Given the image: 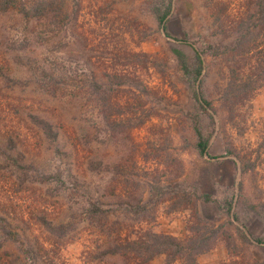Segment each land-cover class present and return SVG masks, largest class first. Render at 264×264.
Listing matches in <instances>:
<instances>
[{
	"label": "rangeland",
	"instance_id": "374dc122",
	"mask_svg": "<svg viewBox=\"0 0 264 264\" xmlns=\"http://www.w3.org/2000/svg\"><path fill=\"white\" fill-rule=\"evenodd\" d=\"M150 1L13 0L0 10V146L12 137L25 155L20 162L27 165L16 167L0 148V216L12 227L23 225V218L30 236L48 246L54 242L43 256L47 263L111 264V259H98L100 248L112 239L135 236V230L152 228L184 238L195 220L229 228L215 204L200 199L192 204L176 192L157 195L152 189L154 185L183 193L206 192L224 199L236 189L241 173L233 156L202 158L195 151L189 117L199 112L206 125V116L197 110L177 58L178 51L192 55L193 50L175 37L200 44L217 30L213 0H177L168 23L174 38L154 21ZM42 2L53 7L48 15L27 17L20 11L22 5L31 8ZM223 70L219 60L208 59L204 90L216 104L225 87ZM116 73L137 80L138 86L128 82L115 87L113 108L107 112L90 82L93 75L104 80ZM39 80L50 81L49 90L41 89ZM251 106L244 134L225 123L223 114L217 116L219 129L209 148L212 157L224 155L227 142L242 154L257 146L264 131V89ZM30 114H40L59 129L56 143L44 140ZM91 158L117 165L121 177L147 186L143 204L153 217L132 223L122 216L127 214L124 206L108 201L102 207L105 223L89 221L84 207L90 194L110 184L114 174L89 170ZM262 158L257 183L249 184V200L236 204L235 210L248 234L264 238ZM75 178L86 187L78 186ZM123 186L119 182L117 191ZM40 216L64 220L74 228L68 237L54 239L40 226ZM9 230V224L0 220V264H11L18 253ZM228 242L221 237L198 264H264V246L237 241L231 251ZM150 264H164L163 256Z\"/></svg>",
	"mask_w": 264,
	"mask_h": 264
},
{
	"label": "trees",
	"instance_id": "16d2710c",
	"mask_svg": "<svg viewBox=\"0 0 264 264\" xmlns=\"http://www.w3.org/2000/svg\"><path fill=\"white\" fill-rule=\"evenodd\" d=\"M1 1L4 3L1 4ZM13 0H0V10H5ZM15 2V1H14ZM13 2V3H14ZM177 0H151L149 9L154 21L160 26L167 37L174 38L168 27L171 15L176 8ZM17 6V3L13 6ZM233 6L231 9L230 7ZM215 12L213 13L216 31L212 32L208 40L197 44L194 41L177 39L184 42L193 50L192 55L183 51L177 52L180 69L183 72L188 86L193 92L197 110L203 112L206 116V125L200 120L199 112L192 114L189 119L194 135V149L205 158H225L234 157V163L241 173V179L231 195L224 199L214 198L209 193H193L176 191L172 188H162L152 186L157 195H163L169 192H176L183 197V201L188 203L200 199L205 203L215 204L221 213L227 218L228 229L222 226H215L207 222L193 221L188 228L189 234L184 238H179L171 234L156 232L152 228L135 230L133 237L125 239H112L107 242L97 253L98 259L113 261L111 264H150L156 257L163 256L164 264H198L199 257L213 250L221 237L228 239L229 249H236L238 241L241 245H262L264 238L250 235L246 232L242 218L235 210L238 203H247L249 184L257 183L255 174L262 164L264 155V131L255 148L249 153L242 154L234 146L227 142L226 153L219 157H212L209 154L212 139L219 129L217 116L223 114L225 123H229L239 133L244 134L248 129V116L250 114L252 100L264 89V0H213ZM53 8L48 3L42 2L31 8L20 6V11L24 16L48 15ZM219 60L223 66L221 74L225 87L218 104L206 95L204 90L203 76L207 70V61L209 58ZM46 74V72H43ZM9 80V78H7ZM132 83L138 86L135 79L128 78L126 75L107 74V77L101 78L93 75L90 86L96 95V100L104 107V111H112L111 98L115 92V87L126 83ZM39 87L49 90V82L39 80ZM248 114V115H247ZM31 123L37 128L42 137L48 143L58 141L60 131L48 119L40 114H30ZM0 114V120H1ZM221 119V118H220ZM115 122V121H111ZM222 122V120H221ZM117 123H114L112 127ZM119 124V123H118ZM264 129V118L262 119ZM221 127H223L221 125ZM226 140V138H225ZM2 151L7 156L6 159H13L16 167L26 168V164L20 162L19 157H24L22 152L18 151V146L12 137H9L4 145H1ZM14 153L18 155L15 156ZM14 164H8L9 167ZM88 169L93 172L103 170H112L114 173L110 184L104 188H98L95 193L90 194L87 207H84L86 217L92 223H105L107 219L106 211L102 208L106 202L116 203L124 206L126 215L123 218L131 222H140L149 217H153L152 212L147 208L144 201V194L147 186L141 182L130 180V178L121 177L120 167L104 164L101 160L89 159ZM121 175V176H120ZM70 176V175H69ZM57 183L61 178H56ZM123 181L124 186L117 191V184ZM78 186L86 187L84 181L75 178ZM159 185V184H158ZM169 191V192H167ZM182 193V194H180ZM177 194V195H178ZM198 218V217H197ZM1 221L9 224V240L16 245L18 253L14 256L11 264H58L57 262L47 263L43 256L54 242L48 246L38 238H33L28 233V221L21 219V224H12L4 216H0ZM40 226L54 239H62L69 236L74 228L72 223L64 220L53 221L46 216L38 217ZM114 223H119L115 221ZM230 252V251H229Z\"/></svg>",
	"mask_w": 264,
	"mask_h": 264
}]
</instances>
